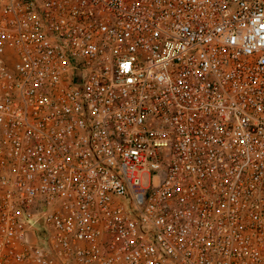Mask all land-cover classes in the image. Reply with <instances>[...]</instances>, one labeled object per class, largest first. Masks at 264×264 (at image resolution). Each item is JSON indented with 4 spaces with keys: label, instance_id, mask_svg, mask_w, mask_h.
Masks as SVG:
<instances>
[{
    "label": "built area",
    "instance_id": "built-area-1",
    "mask_svg": "<svg viewBox=\"0 0 264 264\" xmlns=\"http://www.w3.org/2000/svg\"><path fill=\"white\" fill-rule=\"evenodd\" d=\"M0 264H264V0H0Z\"/></svg>",
    "mask_w": 264,
    "mask_h": 264
}]
</instances>
